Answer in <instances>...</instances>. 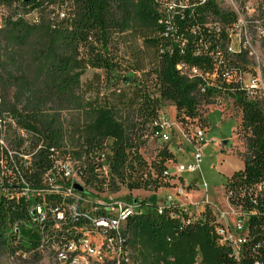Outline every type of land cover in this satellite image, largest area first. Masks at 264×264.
Instances as JSON below:
<instances>
[{"label": "trees", "instance_id": "obj_1", "mask_svg": "<svg viewBox=\"0 0 264 264\" xmlns=\"http://www.w3.org/2000/svg\"><path fill=\"white\" fill-rule=\"evenodd\" d=\"M217 12L198 0L173 11L154 0H0L4 251L35 257L97 234L132 264H264V112L223 77L231 61L214 56L224 49L209 27ZM217 96L240 114L243 167L223 182L244 222L238 251L222 243L208 205L192 211L155 194L128 200L134 213L118 231L98 228L108 204L83 207L91 195L73 189L72 175L99 191L168 187L172 153L150 163L141 154L160 140L163 104L187 134L208 127L200 107Z\"/></svg>", "mask_w": 264, "mask_h": 264}, {"label": "rangeland", "instance_id": "obj_2", "mask_svg": "<svg viewBox=\"0 0 264 264\" xmlns=\"http://www.w3.org/2000/svg\"><path fill=\"white\" fill-rule=\"evenodd\" d=\"M14 10L20 13L19 9ZM6 12L4 11L3 14ZM89 75L90 72H87L85 76ZM200 112L207 118L208 127L203 130L205 143H200L202 159L198 172L178 175L175 171L177 165L186 166L191 162L190 154L193 152L194 145L188 143V138H184L185 132L175 119V109L169 103H164L160 114L170 124V130H168L170 142L164 143L153 137L149 138L145 147L141 149V154L150 163L163 149H168L172 153L174 161L166 166L168 173L172 175L170 185L155 192L142 189L130 191L121 186L113 192L105 189L99 191L84 187L83 183L72 175L73 182L82 186L91 195L84 198L82 206L90 209L95 203L126 205L130 199H146L154 194L159 200L170 196L180 205L190 206L192 211L208 205L220 223L227 224L230 229H233L239 213L229 207L223 192V182L243 167L244 146L237 134L240 114L225 103L217 106H202ZM194 131L195 129H190L187 136L191 137ZM223 142L226 144L224 145ZM178 149L184 152L181 153ZM190 203L192 205H186ZM104 242L103 237L97 234L87 237L85 243L92 245L96 255L86 256L80 249L73 259H71L73 256L62 254L56 247L50 246H44L35 257L27 254L12 255L0 247V264H132L127 258L126 261L121 259L122 255L115 246L109 243L104 244Z\"/></svg>", "mask_w": 264, "mask_h": 264}, {"label": "built area", "instance_id": "obj_3", "mask_svg": "<svg viewBox=\"0 0 264 264\" xmlns=\"http://www.w3.org/2000/svg\"><path fill=\"white\" fill-rule=\"evenodd\" d=\"M154 1L161 4L164 9L173 11L186 8L188 0ZM206 1H212L218 11L215 16H212V22H210L209 27L214 33L222 37L224 46L223 51L217 48L214 56L222 61L226 58V63L228 59L231 61L229 70L226 69L223 74L225 81L243 92L249 101L258 104L264 112V0H198V3L202 5ZM190 74L195 77L201 76L200 72L195 69H192ZM221 103L228 104L231 107L233 105V101L230 98L218 96L211 105L217 106L221 105ZM157 125L161 130L160 140L164 143L170 142V131H168L170 130V124L163 119L161 114L157 119ZM183 134L185 139L188 138V143L194 145V149L192 154H190L191 162L189 164L175 167L178 175L183 173L193 174L199 171V164L202 159L200 152L202 145L200 143H205L204 132L200 129H195L191 137L185 133ZM0 145L4 146L1 135ZM178 151L184 152L181 149H178ZM66 176H69V172L66 173ZM165 200L171 201L173 199L168 196ZM106 210L109 218L95 221V225L103 229L104 232L105 230L118 231L134 213V208L129 204H108ZM37 211L39 212V208H37ZM69 211H74V207H70ZM243 223L238 214L233 229H230L227 224H222L224 227L218 230L222 243H228L234 253L238 251L239 246L243 242ZM101 237L105 241L104 244H112L119 254L122 255L118 244H114L111 239L105 240L106 237L104 238L102 235ZM80 249L86 256L96 255L92 245L85 243V240L79 245L70 243L64 249L58 250L62 254L73 256L71 258L73 259L74 256L78 255Z\"/></svg>", "mask_w": 264, "mask_h": 264}, {"label": "water", "instance_id": "obj_4", "mask_svg": "<svg viewBox=\"0 0 264 264\" xmlns=\"http://www.w3.org/2000/svg\"><path fill=\"white\" fill-rule=\"evenodd\" d=\"M22 1L26 2V1H28V0H22ZM223 144L225 145L226 142H223ZM72 187H73L74 190H77V191H79V192H82V191H83V187L80 186V185H78V184H75V183H74Z\"/></svg>", "mask_w": 264, "mask_h": 264}, {"label": "crops", "instance_id": "obj_5", "mask_svg": "<svg viewBox=\"0 0 264 264\" xmlns=\"http://www.w3.org/2000/svg\"><path fill=\"white\" fill-rule=\"evenodd\" d=\"M175 182V181H174ZM177 182V181H176ZM185 186V185H184ZM186 205H192V203H190V204H186Z\"/></svg>", "mask_w": 264, "mask_h": 264}]
</instances>
